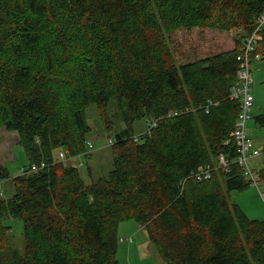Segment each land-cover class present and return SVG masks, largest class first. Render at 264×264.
<instances>
[{
	"label": "trees",
	"instance_id": "obj_1",
	"mask_svg": "<svg viewBox=\"0 0 264 264\" xmlns=\"http://www.w3.org/2000/svg\"><path fill=\"white\" fill-rule=\"evenodd\" d=\"M262 15L264 0H0V129L18 133L29 159L14 178L0 164L15 186L0 198V264H120L131 220L168 264H264V220L228 197L250 186L234 162L231 92ZM231 31L233 48L221 37ZM112 103L124 125L113 169L87 184L55 152L88 154L84 113L96 106L112 128ZM255 122L264 128V114ZM8 217L24 222V254Z\"/></svg>",
	"mask_w": 264,
	"mask_h": 264
},
{
	"label": "rangeland",
	"instance_id": "obj_2",
	"mask_svg": "<svg viewBox=\"0 0 264 264\" xmlns=\"http://www.w3.org/2000/svg\"><path fill=\"white\" fill-rule=\"evenodd\" d=\"M237 32L231 31L221 36L227 43L226 45L234 47V37H236ZM251 73L252 82L250 87L254 97V105L252 119L246 126L253 140V151L256 153L250 159L249 165L254 174V180L248 181L245 179L246 182L250 183V186L243 191L230 192L228 197L229 201L238 204L250 219L263 221L264 179L259 175V171L264 168V128L259 127L255 122V117L264 114V59L260 56L253 57ZM107 113L111 121L110 125H113L112 128H108L96 106L88 107L84 113L85 121L90 127L87 140L92 144L88 154H82L71 159L66 155L62 157L63 154L61 153L63 151L58 150L55 152V156L58 159L61 158L67 165L78 167L82 178L87 184L97 182L101 178H107L113 169L112 147L116 135L123 130L124 125L115 103L110 105ZM148 129V122L145 119L137 121L135 136L138 138L146 134ZM217 163L218 161L215 165ZM0 164L9 171L12 178L20 173L25 174L24 169L29 166V159L19 143L18 133L9 132L4 128L0 129ZM242 172L244 174L243 170ZM14 193L15 186L12 179H0V198L8 200ZM4 223L11 226L9 237L14 248L20 254H24V222L8 217L4 220ZM118 236L120 241L117 258L120 264H168L158 253L145 228L139 226L135 221L121 223Z\"/></svg>",
	"mask_w": 264,
	"mask_h": 264
},
{
	"label": "built area",
	"instance_id": "obj_3",
	"mask_svg": "<svg viewBox=\"0 0 264 264\" xmlns=\"http://www.w3.org/2000/svg\"><path fill=\"white\" fill-rule=\"evenodd\" d=\"M264 28V15H262L254 28L253 32L248 35L243 41V45L240 53L237 56L238 70H237V81L232 87L231 99L238 100L241 103V112L239 118L235 124V129L232 132V138L236 144V148L240 149L242 156L238 160V163L244 171V178L246 180H254V174L249 167L250 159L255 156L256 153L253 151V140L251 139L247 124L252 119V108L254 105V97L251 93V64L253 61L254 52L257 49L258 35L259 32ZM89 147H92L91 143H87ZM64 157L65 152L61 153ZM61 159V158H60ZM220 164L222 167H229V162L224 156H220ZM34 170H38L34 168ZM210 177V172L202 171L197 175L199 180L207 179ZM131 239V238H130ZM132 241V239H131ZM130 241V242H131Z\"/></svg>",
	"mask_w": 264,
	"mask_h": 264
},
{
	"label": "bare ground",
	"instance_id": "obj_4",
	"mask_svg": "<svg viewBox=\"0 0 264 264\" xmlns=\"http://www.w3.org/2000/svg\"><path fill=\"white\" fill-rule=\"evenodd\" d=\"M149 130V129H148ZM236 152H237V158L235 159V161L234 162H238V160L241 158V156H242V153H241V151H240V149H238V148H236ZM218 164H219V168H225V167H222V165L220 164V160L218 161ZM44 166H46V164L45 163H42L40 166H37V165H33V166H31L30 168L31 169H34V168H37V169H39L40 167H44ZM226 169V168H225ZM242 169V168H241ZM25 173H27V172H29V171H24Z\"/></svg>",
	"mask_w": 264,
	"mask_h": 264
}]
</instances>
